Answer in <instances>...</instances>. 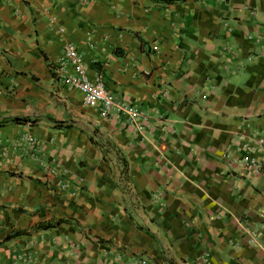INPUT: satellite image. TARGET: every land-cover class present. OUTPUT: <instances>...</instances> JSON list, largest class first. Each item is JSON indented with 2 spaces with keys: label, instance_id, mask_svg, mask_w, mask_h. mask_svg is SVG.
I'll return each mask as SVG.
<instances>
[{
  "label": "crops",
  "instance_id": "crops-1",
  "mask_svg": "<svg viewBox=\"0 0 264 264\" xmlns=\"http://www.w3.org/2000/svg\"><path fill=\"white\" fill-rule=\"evenodd\" d=\"M139 260L264 264V0H0V264Z\"/></svg>",
  "mask_w": 264,
  "mask_h": 264
},
{
  "label": "built area",
  "instance_id": "built-area-1",
  "mask_svg": "<svg viewBox=\"0 0 264 264\" xmlns=\"http://www.w3.org/2000/svg\"><path fill=\"white\" fill-rule=\"evenodd\" d=\"M60 72L63 74L65 83L77 90L82 96L85 106H100L104 116H110L112 111L118 108L128 117V121L133 124L139 120L147 119L142 112L132 109L124 103H117L114 96L108 91L100 77L91 81L87 75V68L83 63L79 51L73 45H66L57 59ZM166 97L167 94L165 93ZM137 264H147L145 260H139Z\"/></svg>",
  "mask_w": 264,
  "mask_h": 264
},
{
  "label": "trees",
  "instance_id": "trees-1",
  "mask_svg": "<svg viewBox=\"0 0 264 264\" xmlns=\"http://www.w3.org/2000/svg\"><path fill=\"white\" fill-rule=\"evenodd\" d=\"M152 2L154 3H163V4H172V3H175V2H179V1H182V0H151ZM36 229H48L50 228V225H43V224H39L35 227ZM22 232H15L13 233L9 238H12V237H15V236H19Z\"/></svg>",
  "mask_w": 264,
  "mask_h": 264
}]
</instances>
